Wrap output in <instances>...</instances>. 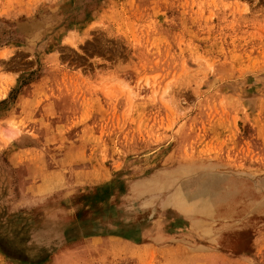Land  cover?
Returning <instances> with one entry per match:
<instances>
[{
  "label": "rangeland",
  "instance_id": "374dc122",
  "mask_svg": "<svg viewBox=\"0 0 264 264\" xmlns=\"http://www.w3.org/2000/svg\"><path fill=\"white\" fill-rule=\"evenodd\" d=\"M190 161L264 195V0H0V264H264Z\"/></svg>",
  "mask_w": 264,
  "mask_h": 264
},
{
  "label": "bare ground",
  "instance_id": "6f19581e",
  "mask_svg": "<svg viewBox=\"0 0 264 264\" xmlns=\"http://www.w3.org/2000/svg\"><path fill=\"white\" fill-rule=\"evenodd\" d=\"M213 168L214 167H211L208 162L196 163L194 161H190L189 163H177V165H175L172 170L179 174V178L176 179V181L174 182L173 192L168 197V199H170V202L167 201L165 202V204L172 205L173 207L179 209L177 210V212L181 214L184 218L189 217L188 219L186 218L187 220H190V217L194 213L198 212H200V215L205 214L204 218H206L207 216L211 217L213 215L212 209L208 210L207 208L220 209L219 212H222L220 216L222 214L228 215L227 212L232 211L231 213L234 217H232L233 220H231V222L233 224L238 223L239 218L243 217V215L245 214H250L251 216L255 217H260L264 215V211L261 210L263 203L262 201L260 202V199L262 200V196L264 195H261V192L258 191L255 186L252 185L253 183L249 184L245 179L241 178L240 176H235L232 173L229 174L214 171L212 170ZM141 182V179H138L135 181H130L129 183H133L130 186H132L134 189H137L138 187H144V185H146L145 183ZM159 190L162 191V188H160ZM246 199L247 204L242 203ZM240 203H242V208L239 209L238 206ZM234 208H238V210L234 211ZM217 210L215 211L216 213ZM190 214L191 216H189ZM262 221L263 220H261V222L259 221V223L263 224L264 222ZM229 228L230 226L228 225H221L218 231L223 232L228 230ZM175 230L179 231L178 229H173L169 231L175 232ZM140 235L144 237V234Z\"/></svg>",
  "mask_w": 264,
  "mask_h": 264
}]
</instances>
